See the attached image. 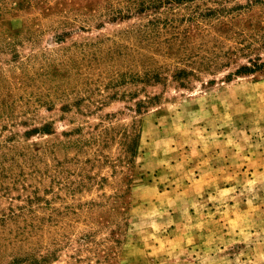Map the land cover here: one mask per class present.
Returning <instances> with one entry per match:
<instances>
[{"label": "rangeland", "instance_id": "obj_1", "mask_svg": "<svg viewBox=\"0 0 264 264\" xmlns=\"http://www.w3.org/2000/svg\"><path fill=\"white\" fill-rule=\"evenodd\" d=\"M0 264H264V0H0Z\"/></svg>", "mask_w": 264, "mask_h": 264}, {"label": "trees", "instance_id": "obj_2", "mask_svg": "<svg viewBox=\"0 0 264 264\" xmlns=\"http://www.w3.org/2000/svg\"><path fill=\"white\" fill-rule=\"evenodd\" d=\"M258 68L259 67H258L257 63H253V64L251 63L250 65H242L235 71V73H233L232 76H234V75H240V76L252 75V74L257 72ZM230 77H229V79H230Z\"/></svg>", "mask_w": 264, "mask_h": 264}]
</instances>
